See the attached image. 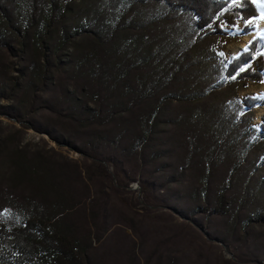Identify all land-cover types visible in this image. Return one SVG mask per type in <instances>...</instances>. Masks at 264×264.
I'll list each match as a JSON object with an SVG mask.
<instances>
[{
    "label": "trees",
    "instance_id": "trees-1",
    "mask_svg": "<svg viewBox=\"0 0 264 264\" xmlns=\"http://www.w3.org/2000/svg\"><path fill=\"white\" fill-rule=\"evenodd\" d=\"M5 1L0 2V99L11 104L0 105V116L47 135L91 159L98 169L78 167L42 151L29 155L20 145L9 152L13 158L0 179V264L183 262H167L164 254L154 257L155 248L149 255L144 241L136 236L138 246L131 236L139 234L132 220H116L106 203L99 206L103 192L96 184L103 187L114 179L118 183L120 173L128 182L137 174L144 177L145 191L155 196L149 177L160 170L158 176L182 186L179 193L205 201L199 214L221 219L212 223L224 243H247L251 231L236 220L242 215H235L233 224L226 220L234 215L236 187L224 182L236 177L238 164L231 168L230 161L238 153L224 144L217 147L220 128L232 129L245 121L236 119L233 105L230 115L212 102L240 83L264 82L263 36L256 34L247 51L219 63L211 75L217 79L202 82L210 76L205 41L229 35L241 20L246 23L241 34L250 33L259 6L253 0H128L161 10L155 27L134 26L123 14L102 17L98 27L87 28L65 18L81 0H64L63 6L53 0L51 9L36 1L25 11L23 0H15L13 8ZM161 20L169 29H160ZM182 33L186 39L179 46ZM158 34L168 35L153 40ZM236 97L228 96L230 101L223 104ZM243 103L245 113L263 106L264 96L247 94ZM256 132L251 147L264 148V115ZM169 169L172 175L165 172ZM254 219L264 224V212ZM118 220L127 228H117ZM191 221L200 225L196 218ZM112 234L121 236L119 241L113 243ZM193 255L187 256L190 264H208L203 251ZM218 259L219 264H233L222 255Z\"/></svg>",
    "mask_w": 264,
    "mask_h": 264
},
{
    "label": "rangeland",
    "instance_id": "rangeland-1",
    "mask_svg": "<svg viewBox=\"0 0 264 264\" xmlns=\"http://www.w3.org/2000/svg\"><path fill=\"white\" fill-rule=\"evenodd\" d=\"M36 1L46 6L47 9H51L52 7L53 0H23V10L30 9L31 5ZM54 1L60 6H63L65 3L64 0ZM253 1L257 4L255 0ZM258 1L264 3V0ZM0 2L2 3L4 0H0ZM5 2L9 3V7L13 8L15 0H6ZM142 7L131 4L128 0H81L72 5L71 10L66 13L65 18L73 26L93 28L98 27V21H101L102 17H112L113 15L119 17L125 14V22L127 23H133L134 26H139L137 25L139 23L150 28L155 27L154 23L159 21V17L162 14L161 10L151 4ZM0 17H2L1 14ZM262 18L263 15L259 12V16L251 20V22L255 23V29L250 33L241 34L246 24L241 20L233 30L230 27L226 28L227 30H231L229 35H219L215 38L207 39V42L205 41L207 48L204 49V53L208 54V51H210V63L208 67L210 76L202 82V85H207V82H205L207 80L210 82L214 78L217 79V75H214V78L211 75L219 63L229 59L231 56L237 55L241 51L247 50L243 45L247 46V43L257 33L260 34L258 30ZM155 19L158 20L153 23ZM182 24H187V20L182 21ZM167 27V23L164 24L161 20L160 29L166 30ZM188 27L194 31V26L189 21ZM167 35L162 36L163 40ZM132 36L135 40L138 39L135 35ZM185 36V33L180 35L181 43L179 46L184 43ZM248 36H250L249 40H247ZM129 37H131V34H129ZM162 37L158 34L157 36H153V40H158ZM241 47L243 49H240ZM17 67L18 65H16ZM193 67L195 68L196 66ZM13 75H17V73L13 72ZM263 90L264 82L260 84L250 82L247 85L240 83L238 87H230L228 91L226 90L227 92L221 95V99L218 97L212 102L213 104L216 101L219 105H222L230 115H233L231 108L233 105L234 110L236 111L237 109L238 113L236 119L244 118L245 121L241 126L232 129H230L232 125L227 129L225 127L220 128L217 147L220 148L224 144L225 148L229 147L231 150H234H230L232 153H238V157L235 155L230 161V166L231 168H235L238 164L239 171L234 169V177L236 176L234 181L224 182L225 185L232 183L236 187L234 190L235 196L232 198V212L234 215L232 220H229V218H226V220L231 221L233 224L238 213L242 215L240 221L238 218L236 220L241 226L247 223L246 229L251 231V239L249 237L247 243L238 242L235 239H231L228 245L224 243L223 239L213 231L216 226L214 223H220L221 219L219 217L211 218L204 213L199 214L197 209L202 207L205 201L200 198H193L192 193L183 194L184 191H182L183 193H179V189L182 186L180 184L169 183L164 177L158 176L163 173L160 170H158L156 176L149 177V181L155 183V196L145 191L141 183L144 177L138 174L134 177L130 172H128V176L133 177L129 182L125 178V175L120 173L117 177L118 183L115 182V179L108 181L103 187L97 183L95 187H97V190L101 188V192H103L102 198H98L99 206L106 203L107 208L116 215V220L120 218L118 216L132 220L136 224L135 226L139 233L138 235L135 234V236L131 235L137 240V245H140L138 238L143 240L149 255L154 252L155 248L157 254L154 253V257L164 254L163 258L167 262H171L174 258H178V260L181 258L183 262L180 263L178 261L175 264H190L187 256L190 255V258L194 259L193 252L201 250L204 252L206 256L205 261L208 264H219L218 258L220 255L230 260L233 264H264V224L254 221V218L258 217L261 212H264V163H262L264 148L254 149L251 147L257 135L256 129L262 122L264 105L252 107L245 113H243V109L241 108L244 104L243 98L245 95L256 94L264 96ZM228 96L237 97L236 100H232L228 105H224V102L230 101ZM8 104H11V102L3 98L0 99V105ZM225 114V112L222 113L227 120V125H229L231 121ZM236 119L235 122H239ZM11 136H13L12 139H8ZM17 145L27 148L25 151L29 155L36 151H42L50 155L55 154L57 160L65 158L68 162L77 164L78 167L93 165L95 170L98 169L91 159H86L83 155L68 147L57 145L47 135L38 133L32 128H27L23 124L6 116H0V179L5 175L8 160L13 158L9 152L15 151L14 149ZM109 170L112 174L114 173L111 166ZM165 172L173 174L172 169ZM98 180L101 181V177ZM189 180H187L186 186ZM123 182H127V185ZM90 186L92 189L94 185L90 183ZM173 208H176L178 212L173 211ZM120 211L121 215L119 214ZM192 218H196L200 225L193 223L191 221ZM118 222L117 228H127V224H121V220H118ZM125 232L132 234L131 229H126ZM142 232L144 236L141 235ZM111 237L112 242L115 243V241H119L118 237L121 236L112 234ZM99 244L94 241L93 245L99 246ZM106 244H103L104 248ZM103 245L100 246L103 247Z\"/></svg>",
    "mask_w": 264,
    "mask_h": 264
},
{
    "label": "bare ground",
    "instance_id": "bare-ground-1",
    "mask_svg": "<svg viewBox=\"0 0 264 264\" xmlns=\"http://www.w3.org/2000/svg\"><path fill=\"white\" fill-rule=\"evenodd\" d=\"M255 1L257 2L258 6H259L260 13L263 15V18H262L261 22L259 23V30H258V32H260V34H262L264 36V3L263 2L261 3L258 0H255ZM249 39H250V36L247 37V40H249ZM243 47L245 49H247V46L246 45L245 46L243 45ZM243 47H241L240 49H243ZM236 51L238 52V50H236Z\"/></svg>",
    "mask_w": 264,
    "mask_h": 264
}]
</instances>
